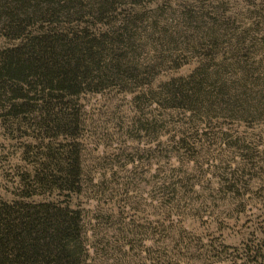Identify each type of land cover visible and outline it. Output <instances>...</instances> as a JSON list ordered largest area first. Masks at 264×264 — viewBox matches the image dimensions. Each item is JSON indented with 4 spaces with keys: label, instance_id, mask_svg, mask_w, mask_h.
<instances>
[{
    "label": "rangeland",
    "instance_id": "rangeland-1",
    "mask_svg": "<svg viewBox=\"0 0 264 264\" xmlns=\"http://www.w3.org/2000/svg\"><path fill=\"white\" fill-rule=\"evenodd\" d=\"M133 11L143 18L140 29L151 28L127 58L140 84L108 82L75 98L72 139L46 138L30 114L15 117L19 110L0 105V203H70L82 215L94 264H152L148 250L181 248L173 264H232L243 249L264 245V116L232 119L218 109L200 118L170 108L163 91L198 68L221 72L232 87L244 72L264 82V0H122L107 23L88 16L53 28L95 34ZM189 11L230 25L217 50L185 28ZM175 28L170 44L162 42L161 32ZM13 44L0 31V50ZM48 139L53 149L78 152L79 194L26 197L27 175Z\"/></svg>",
    "mask_w": 264,
    "mask_h": 264
},
{
    "label": "trees",
    "instance_id": "trees-1",
    "mask_svg": "<svg viewBox=\"0 0 264 264\" xmlns=\"http://www.w3.org/2000/svg\"><path fill=\"white\" fill-rule=\"evenodd\" d=\"M121 3L122 0H0V31L14 43L0 50V105L5 104L6 108L7 104L9 111L19 110L15 117L30 114L46 138L72 139L75 98L85 91L98 92L108 82L139 85L141 74L127 58L136 40L151 28L140 29L144 21L136 12L121 15L110 28L95 34L83 29L53 28L59 19L81 23L88 16L104 23ZM139 3L140 0H132L134 6ZM188 18L185 28L214 45V50L230 34V25L222 17L206 22L189 11ZM36 25L38 29L28 31ZM153 26L158 28V23L154 21ZM177 30L161 32V41L173 39ZM188 44H195V40ZM236 77L239 85L232 87L221 72L198 68L186 79L167 83L164 98L170 108L200 118L218 109L232 114V119L261 118L264 82L248 72L243 73V78L238 74ZM50 139L27 175L28 198L46 191L66 196L80 193L78 152L71 145L53 149ZM24 198L0 203V264H94L79 211L58 200L35 202ZM181 250L171 255L169 251L154 255L148 250L153 257L148 256L145 261L178 263ZM231 262L264 264V245L243 249L239 261L235 258Z\"/></svg>",
    "mask_w": 264,
    "mask_h": 264
}]
</instances>
